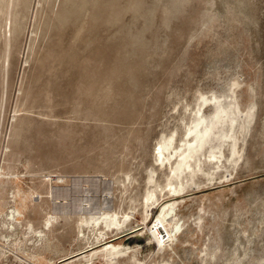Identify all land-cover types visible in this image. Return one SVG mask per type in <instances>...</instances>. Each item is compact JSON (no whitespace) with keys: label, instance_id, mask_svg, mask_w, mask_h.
<instances>
[{"label":"rangeland","instance_id":"374dc122","mask_svg":"<svg viewBox=\"0 0 264 264\" xmlns=\"http://www.w3.org/2000/svg\"><path fill=\"white\" fill-rule=\"evenodd\" d=\"M1 8L0 169L11 178L0 209L14 185L25 190L16 196L25 222L71 214L54 231L58 256L85 243L76 211L89 205L128 215L152 243L163 241L151 252L122 236L139 264L158 263L157 250L169 264L263 260L264 0H5ZM234 80V101L253 113L238 114L222 145L237 159L202 160L198 182L180 194L158 184L145 219L148 176L165 183L170 170L155 159L156 144L183 135L200 92H229Z\"/></svg>","mask_w":264,"mask_h":264},{"label":"bare ground","instance_id":"6f19581e","mask_svg":"<svg viewBox=\"0 0 264 264\" xmlns=\"http://www.w3.org/2000/svg\"><path fill=\"white\" fill-rule=\"evenodd\" d=\"M4 1L0 0V10H3L1 5ZM11 23V18L6 17V48L13 32ZM8 60L5 53L4 64ZM239 84L240 81L234 80L229 87V92L219 94L200 92L197 96L196 106L192 108L194 115L191 122H186L183 135L177 138V132L175 133L174 130L158 141L154 148L155 159L159 160L165 168L169 167L170 170L168 173L166 172L167 180L165 183L158 182L157 177H154L153 174L148 176L149 185L144 195L145 199H143L146 210L145 219L149 217L150 208H153L160 200L157 191L158 184L160 192L167 189L172 194H180L183 193L190 180L198 182L193 179V174L197 167L201 168L202 160L209 159L212 163L220 165L219 161L222 160V156L231 161L237 159L234 155L231 156L236 153L235 150H232L231 154H227L222 149V145L225 139L231 135L230 132L234 129V122L238 114L242 116L244 114L252 116L253 114L251 108L248 110L242 108L233 99V92ZM1 98L3 99V96ZM211 105L214 110L207 113L206 108ZM244 125V122H241L239 126L242 128ZM212 135L218 136L217 141L213 140ZM10 178L9 171L0 169V189H6L5 185L8 182L5 183V180ZM18 194H25V190L16 189L13 185V189H9L6 192V197L2 199L3 207L0 209V264H5L6 261L8 264L12 263L9 257L10 251L16 264H95L96 257L104 259L106 264H125L123 260H127L128 264H139L141 261L140 257L136 255L137 252L131 253L128 248L129 243H122L119 240L122 236L132 235L135 237L138 246L143 247L145 245L144 247L150 248L151 252L156 244H158L157 248L163 244L162 240L158 243H152V238L141 232L142 226L128 220V215L124 217V215H119L116 210H108L105 209L106 207L78 206L76 224L78 233L85 239V243L78 249L66 251L58 256L61 248H58L54 233L56 225L60 224L62 219H71L72 215L50 210L43 216L39 225L31 218L25 222L23 220L24 198L17 199ZM175 205L171 204L170 206L175 207ZM108 237H111V240L107 241ZM156 252L163 255L156 264H169V258L163 254L165 253L164 250H157ZM245 253L247 254V252ZM206 254H209L211 259L217 257L213 251L206 252ZM60 256H63L62 261L57 258ZM203 259H205V255ZM234 259L241 260L243 258L237 253ZM256 264H264V257L263 260H258Z\"/></svg>","mask_w":264,"mask_h":264},{"label":"built area","instance_id":"2783aa9c","mask_svg":"<svg viewBox=\"0 0 264 264\" xmlns=\"http://www.w3.org/2000/svg\"><path fill=\"white\" fill-rule=\"evenodd\" d=\"M6 261V260H5ZM5 264H8V261H6V263Z\"/></svg>","mask_w":264,"mask_h":264}]
</instances>
